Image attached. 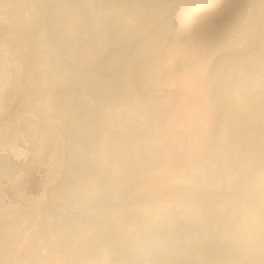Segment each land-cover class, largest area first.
<instances>
[{
	"label": "rangeland",
	"instance_id": "374dc122",
	"mask_svg": "<svg viewBox=\"0 0 264 264\" xmlns=\"http://www.w3.org/2000/svg\"><path fill=\"white\" fill-rule=\"evenodd\" d=\"M20 1L22 2L19 3ZM133 1L134 0H0V7H2L0 8V32L4 31L3 33H5L3 34V37L2 33H0V41L3 42L7 49V51H4V53L3 51L0 52V89H2L0 90V94L1 92H7L10 87L13 90H16H14L15 93L19 90L17 94L21 95L23 100L21 101L22 105L20 110H25V113H27L29 116L27 117L24 111H21L22 115L18 117L15 123L12 124L16 125L10 127L9 125H3L1 123V119H3L4 115L7 116L8 113L6 114L7 109L4 110L2 107L0 108V157L2 156L4 158L5 156L6 159L9 160V167L11 169H9L11 171L10 174H13L10 175L12 176L10 177L11 179L8 176V180L4 179V181H0L3 183H0V195L2 194L4 196L5 194L4 197H2V195L0 197V213H2L0 214V254H2L0 255V258L2 259L0 264H35L36 256L34 255L38 253L40 258H47L44 260L43 264H46V262L47 264H149V261L150 264L151 262H153L152 264H175V256L179 258V262L185 257L184 254L182 255L181 253L175 252V249L177 248L187 249L189 251L191 250L190 256L192 263H185L186 261L184 260L185 262L183 261V264H204L206 260L207 261L205 264H209L211 262L210 257L199 258L197 255L195 256L194 252L192 253L193 248L191 246V239L194 235H201V232L204 229V231L209 232V237L212 236L211 238H208L207 241H209V243H213L215 247H217V245L219 248L227 246L230 249L228 255L229 257H232V259L234 258L235 262L237 261L240 264H264V242H262L264 241V228H262L264 227L262 226L264 225V26H262L264 25V22H262V24L260 23L261 26L259 24L260 21H264V18H261V16H264V11L261 12V15V13L259 14L258 10H256L255 6L257 5V0ZM11 3H15L16 6ZM24 3L26 7H24ZM139 4L140 6H138ZM250 8L251 10L253 8V11L256 10L255 20H257L255 21V24L261 27L260 29H258L259 27L255 25V27H252L253 25H251V23L253 22L252 24H254V21L249 19L246 21L248 18L247 10ZM215 11L217 12L215 13ZM154 13L157 14L155 15ZM8 17L9 19H7ZM14 19L15 22L17 21L19 23V26L17 25V22H14ZM10 27H12V29L8 30ZM251 27L252 29H250ZM11 31L12 34L10 33ZM24 39L27 40L25 41ZM7 42L10 45H7ZM20 45L21 47H19ZM133 45L135 47H133ZM132 50L133 52L131 53ZM142 51L144 52V55ZM221 51L225 52L224 63L227 65L224 64L225 67L223 66L222 69L220 68L222 71L220 72L219 76L216 75L213 77L216 81L211 80L213 90L211 89L210 93L212 91L214 92L216 90L214 88L219 86L216 91L218 93L221 90V92L224 93L225 102L223 104L216 102L219 105L215 104L217 106H214V109L210 113L211 115L209 114L206 117V120L203 121L202 113L200 111H198L199 113L196 111L194 112L193 110H195V107L197 108L199 105V98H201L203 88L202 81H204L205 77V73L203 72H205L207 67L212 63L213 58L215 59L218 53ZM60 52L61 54H59ZM38 53L39 55H37ZM117 53L119 55L118 57ZM121 53L122 57L120 56ZM128 53H130L131 57H141L140 54L143 56L147 54L146 57L148 58V61H146V63L151 61L149 64L151 65V69L153 68L154 71L150 70V65L148 67V63L144 64V68L143 66L139 65L140 67L138 70V66L135 67V76L137 77L138 83H145V76L143 77V75H145L144 69L147 67L149 72L153 71V74H155L153 76L151 74L153 80L152 82L154 84L156 83L157 87L160 85L158 87L159 89L163 88L165 91L170 90L168 92L172 97L168 94L170 97H164L165 99L161 102L159 101L160 104L158 103V106L159 109L166 106L167 113L170 110L169 114L172 115L169 116L166 113L168 117H165V124L164 122L162 123L161 120L159 123L160 127H156L158 131H156V129H154L155 131H148L145 126H141L143 116L141 117L138 113L141 112L145 105L143 106V103L138 98L139 96H136L138 94L135 96L131 95L132 97L129 95L126 96V101L124 102L123 98L125 96L121 98V94L115 95L112 91H105V94L107 95L106 96L103 94L105 95V99L107 97L105 100L102 93L99 94L97 91H93L95 93V95H93L94 93L91 92V90H89V88L85 85L83 86V83L81 88L80 83L83 80V76H87L86 78L90 76L91 78L92 75L93 77L91 80L94 78L96 79V76L98 78L103 76V78H99V80H107V83L110 81V75L111 77L113 76L112 82L120 80L118 74H116V77L111 73L116 71L119 72L120 67L123 65L122 59L125 60V58H127V60L124 62L127 63L128 57L130 58ZM55 54L59 55L56 56ZM148 54H150V56ZM113 59L114 62H112ZM117 59L120 61H117ZM152 59H155L154 61L156 63ZM118 62H121L122 65ZM41 63L46 67H44ZM106 63L107 65H105V67L104 64ZM110 65L112 68L109 67L108 69L107 66ZM166 66H168V70L166 69ZM70 67L73 68L71 69ZM238 67L240 71L238 70ZM77 68L78 71L80 70L79 74ZM111 69H114L115 71H112ZM66 70L69 72L67 73ZM71 70H73V72ZM85 70H87V73H85ZM171 70L174 71L171 72ZM88 71L91 74H89ZM97 71L99 72L100 76L98 75ZM69 73L71 75L74 73L76 76H80L76 77L73 74L72 76L75 77L74 80V78ZM158 73H160V75ZM181 73L184 74L182 75ZM94 74H96V76ZM40 75H43V77ZM165 80L166 82H164ZM168 80L172 81L169 83ZM112 82L110 81V83ZM213 83H215V85ZM84 87H86L88 90L84 91ZM176 87H179L178 90ZM222 89L228 95H226ZM176 91H180V93H177ZM56 92H58L57 97L55 96ZM86 92L88 93L86 94ZM142 92L139 91L140 94ZM213 92L211 93L212 99L216 97L215 93ZM230 92L235 96L237 95L235 100L233 97L229 96L231 95ZM108 94H112L113 96ZM92 95L95 97L93 98ZM61 96L64 97V101L61 100L63 99ZM100 96H102L103 99L102 97L100 98ZM181 96L184 97L182 98ZM227 96H229V98ZM53 97H55L57 100H53L55 99ZM97 97L101 99L100 102L98 101L99 99ZM111 97H113V99L116 97L117 102L120 103V105L117 102L112 103V101H109L112 100ZM95 99L98 101L97 103ZM171 99L173 100L171 101ZM103 100L104 102H102ZM236 100L238 101L235 102ZM57 101H59L58 103L62 101V104H64L66 101V104L68 103V106L66 105L67 107L62 114L61 112L64 109H59L60 104L58 105ZM136 101H139L141 105ZM163 102L165 105L162 104ZM169 102L171 103V107L169 106ZM238 102L239 104H237ZM106 103L108 105L107 107L109 108H106ZM55 104H57L58 109L56 108ZM111 104H114L115 106L118 104L119 106L116 108L113 107L114 105L111 106ZM195 104L198 105L195 106ZM149 106L150 104H148L147 107ZM153 106L155 107V105ZM153 106H150L151 108H149L151 109V114H153L154 111H157L154 113L155 117L166 112L164 108L159 110L157 104L156 109L158 110L155 108L152 109ZM97 107L98 109L100 108L99 111H97ZM75 108L77 110H74ZM83 108H85V110L87 109L86 111L89 109L91 110L88 111L89 115H87L88 113H86ZM92 109L94 110L92 111ZM187 109L190 113H188ZM26 110L30 111V113L26 112ZM162 110L163 113H158V111ZM57 111L60 113L59 119L57 120H62L60 121L62 126L60 129L56 130L54 125L50 122L51 120H49L51 118L48 116H50L49 114L53 112L54 113L52 115H57ZM191 111L193 112V114L190 115L192 118L189 116ZM90 112H95L94 115L96 119L93 116V113L91 114ZM109 112L111 113L108 114ZM186 113H188V118L190 121L186 119ZM30 115L32 116V119L30 118ZM90 115H92L91 117L94 118L92 119ZM86 116L87 118H85ZM108 116L109 119L106 118ZM26 119H31V122L26 124ZM103 119L108 120L110 124ZM64 120L67 121L63 123ZM79 121L84 126H81ZM82 121H86V124H83ZM196 121H198V123ZM119 122L120 124H118ZM50 123L52 125H49ZM64 124H66V126ZM34 127L38 129L35 130ZM63 127L65 128L64 133ZM81 127L85 128L82 129ZM131 131L134 132L133 136L131 135L133 133ZM138 131H140L145 136L146 133L148 134L147 137L150 138L149 140L151 142H153L152 147L154 149L155 147L158 148L159 146L160 148L171 143L170 146L175 147L177 150V155L174 159L175 161L172 164H166L167 166H153L152 163L154 164L159 156L157 154L150 155L148 153L147 155L141 150L144 154L142 155L141 151L139 150L141 147L137 148L131 144L132 141H129L130 139L133 140L132 138ZM76 133L78 134L79 138L77 140H75V138L73 139L72 137V135L77 136ZM102 134L104 136H102ZM129 134L131 135V138L129 137ZM123 135L126 136L124 137ZM161 136L163 138L165 137L164 139L166 140L159 139ZM92 138H95V141ZM68 140H71V146L74 144L72 148L70 146V150L72 151L70 155H72L74 151L73 155L76 158L78 157L77 162L75 163H73L71 159H68L69 157L66 158L67 156L64 152L63 144H67L65 142ZM79 140L81 142H79ZM119 140L123 144H120ZM192 141L193 143H191ZM106 142L108 143L106 144ZM127 143H129L128 146ZM119 145L122 147H118ZM105 146H109L107 150L112 148L110 151H104L106 153L109 152L108 155L103 152V150L106 149ZM102 147L104 148L102 149ZM126 148H128V150ZM62 150L64 152L63 154H61ZM97 150H99V152ZM115 151L118 152L116 153ZM55 152H58L59 154H56ZM78 152H80V154ZM136 152H138V154ZM58 155H60L61 158L57 159L56 157H59ZM62 155H65V158ZM81 155L85 159L83 158L82 160V157L80 158ZM128 155L130 156V159ZM140 156H145L146 158H142ZM124 157L126 159L128 158L127 161H125ZM62 158H64V162ZM138 159H141V161L139 160L141 163L138 161ZM67 160L69 163L66 162ZM21 161L22 163H20ZM127 162L128 164H126ZM113 163L115 164L113 165ZM124 164H126L125 167L128 165L129 171L127 167H123ZM30 165L32 166L31 169L29 167ZM129 166L132 168H129ZM125 169H127V172ZM144 169L147 170L145 171ZM122 171L124 172L122 173ZM128 174H132V176H129ZM127 175L130 177V179ZM133 176L135 180L133 179ZM121 179L124 181H121ZM19 180H21V182ZM128 180H130L132 183ZM95 181L97 185H95ZM215 184H217L216 187ZM52 188L53 193L51 196V191L49 190H52ZM46 191L47 193L49 192L47 195H45ZM101 195L103 197H101ZM48 196L51 197L48 199ZM104 196H106L105 199ZM41 197L45 200V202H47L44 204L45 206H42V203L39 201ZM66 199H68V201ZM156 202L159 205H156ZM47 206L49 207L47 208ZM154 206L157 209L159 208L160 211L165 209L166 206L171 208V212L173 211L172 214H174L176 217V222L179 223L176 224L179 226H174L173 222L170 224L168 223L170 226H167L166 224V226H164L165 233L161 235L163 237L158 239V241H161L162 245L159 244L158 247H155L156 249L153 248L152 250H146L143 249L142 243L144 242L141 240V238L142 236L146 237L148 233L147 230L150 229V225L145 227L140 224L141 222H144V219L142 221L141 216H144L143 218L146 219L147 215L145 217V214H147L148 211H157ZM135 209H141L140 212L143 211V213H140L139 210L136 212ZM59 210H64L66 215L63 216L66 218V220H64L65 218L62 216L63 219H60H62L63 222H59L60 219L58 218V223L56 222L55 224L56 228H53L56 229V233L52 234L53 229L49 227V223H51L52 220H55V217H53L54 215L51 214H55L57 213L56 211ZM76 215L79 216V218H77ZM61 223L65 225L62 226ZM141 226L142 228H140ZM50 229L51 233H49ZM88 235L90 238L87 237ZM52 237L53 239L55 237L56 241H53ZM84 237H86V240H83ZM221 237H223L226 241H224ZM135 238L139 240H135ZM239 241L243 246H254L255 249L252 251L253 253L247 249V251H245V253H247L246 256L244 252L242 253L241 251L237 250L238 248L236 249L235 245H238ZM85 242L86 244L88 242L89 243L86 245ZM149 242L150 241H146L145 244H150L151 242ZM56 244L58 245V248L56 247ZM76 244L85 247L84 249L86 252L83 249L82 252H80V256L78 255L79 253H73L74 249L76 248ZM53 245L56 247V249H53ZM160 245L162 247H160ZM244 256L253 262H248L247 259L244 261ZM33 257L35 259H33ZM147 258L148 260H146ZM253 258H255V260ZM208 260H210V262Z\"/></svg>",
	"mask_w": 264,
	"mask_h": 264
},
{
	"label": "bare ground",
	"instance_id": "6f19581e",
	"mask_svg": "<svg viewBox=\"0 0 264 264\" xmlns=\"http://www.w3.org/2000/svg\"><path fill=\"white\" fill-rule=\"evenodd\" d=\"M10 1H12V0H10ZM14 1V0H13ZM19 1V0H18ZM25 1V0H24ZM38 1V0H37ZM107 1V0H106ZM109 1V0H108ZM123 1V0H122ZM126 1V0H125ZM135 1V0H134ZM133 1V2H134ZM22 1H20L19 3H21ZM112 2V1H111ZM111 2H109L110 4H112ZM130 2V1H129ZM137 2H138V0H137ZM143 2V1H142ZM148 2H149V0H148ZM2 3V2H1ZM46 3V2H45ZM44 3V4H45ZM118 3V2H117ZM146 3V2H145ZM165 3V2H164ZM11 4H14L15 5V3H11ZM35 4V3H34ZM61 4V3H60ZM120 4V3H119ZM129 4V3H128ZM132 4V3H131ZM153 4V3H152ZM203 4V3H202ZM243 4V3H242ZM256 10H258V12H259V14L262 12V11H264V0H257V2H256ZM13 5V6H14ZM18 5H20V4H18ZM135 5V4H134ZM226 5V4H225ZM13 6H12V8H13ZM16 6V5H15ZM21 6V5H20ZM31 6V5H30ZM57 6V5H56ZM138 6H140V4L138 5ZM138 6H137V8H138ZM145 6V5H144ZM149 6V5H148ZM218 6V5H217ZM24 7H26L25 6V3H24ZM58 7V6H57ZM143 7V6H142ZM141 7V8H142ZM205 7V6H204ZM253 7V6H252ZM0 8H2V7H0ZM127 8H128V6H127ZM126 8V9H127ZM136 8V7H135ZM145 8H148V7H145ZM154 8V7H153ZM249 8V7H248ZM29 9V8H28ZM61 9V8H60ZM113 9V8H112ZM163 9V8H162ZM213 9V8H212ZM15 10V9H14ZM19 10V9H18ZM35 10V9H34ZM124 10V9H123ZM256 10H254L253 11V8H252V10H251V8L250 9H248L247 10V20L246 21H248V19L249 20H252V21H254V24H252L251 23V25H253L252 27H255V26H257V24H255V21L257 20H255V18H256V16H255V13H256ZM1 11H3V10H1ZM13 11V10H12ZM139 11V10H138ZM153 11V10H152ZM107 12V11H106ZM161 12V11H160ZM217 11H215V13H216ZM10 13V12H9ZM12 13V12H11ZM15 13V12H14ZM99 13V12H98ZM130 13V12H129ZM143 13V12H142ZM146 13V12H145ZM211 13V12H210ZM2 14V13H1ZM13 14V13H12ZM155 14V13H154ZM157 14V13H156ZM155 14V15H156ZM173 14V13H172ZM15 15V14H14ZM150 15V14H149ZM148 15V16H149ZM205 15V14H204ZM258 15V14H257ZM261 15H262V13H261ZM8 16V15H7ZM19 16V15H18ZM18 16H16V17H18ZM27 16V15H26ZM140 16V15H139ZM215 16V15H214ZM9 17H10V15H9ZM9 17L7 18V19H9ZM15 17V18H16ZM33 17V16H32ZM35 17V16H34ZM147 17V16H146ZM239 17V16H238ZM241 17V16H240ZM260 17V16H259ZM24 18V17H23ZM258 18V17H257ZM261 18H264V16H261ZM31 19V18H30ZM33 19V18H32ZM35 19V18H34ZM42 19V18H41ZM68 19V18H67ZM129 19V18H128ZM158 19V18H157ZM213 19V18H212ZM239 19V18H238ZM5 20H6V18H5ZM18 20V19H17ZM155 20H156V18H155ZM260 20H262V19H260ZM13 21V20H12ZM21 21V20H20ZM146 21V20H145ZM147 21H148V19H147ZM194 21V20H193ZM3 22V21H2ZM11 22V21H10ZM14 22H15V19H14ZM14 22H12V23H14ZM17 22V21H16ZM15 22V23H16ZM26 22V21H25ZM28 22V21H27ZM38 22V21H37ZM200 22H201V20H200ZM239 22H240V20H239ZM262 22H264V21H260L259 22V24L261 23L262 24ZM9 23V22H8ZM23 23V22H22ZM148 23H149V21H148ZM166 23V22H165ZM179 23V22H178ZM199 23V22H198ZM257 23V22H256ZM4 24V23H3ZM19 23L17 22V25H18ZM21 24V23H20ZM27 24V23H26ZM25 24V25H26ZM64 24V23H63ZM68 24V23H67ZM203 24V23H202ZM250 24V23H249ZM261 24H260V26H261ZM151 25V24H150ZM163 25V24H162ZM162 25H160V26H162ZM255 25V26H254ZM12 26V25H11ZM14 26V25H13ZM19 26V25H18ZM17 26V27H18ZM159 26V25H158ZM262 26H264V25H262ZM7 27V26H6ZM166 27V26H165ZM252 27L250 28V29H252ZM257 27H259V26H257ZM42 28V27H41ZM44 28V27H43ZM94 28V27H93ZM106 28V27H105ZM146 28V27H145ZM155 28V27H154ZM261 27H259L258 29H260ZM10 29H12V27H10L8 30H10ZM90 29V28H89ZM102 29V28H101ZM148 29V28H147ZM163 29V28H162ZM200 29V28H199ZM248 29V28H247ZM254 29H256V28H254ZM26 30V29H25ZM158 30V29H157ZM156 30V31H157ZM98 31V30H97ZM217 31H218V29H217ZM222 31V30H221ZM232 31V30H231ZM238 31V30H237ZM247 31V30H246ZM253 31V30H252ZM4 31H2V32H0V33H2V37H3V34H5V33H3ZM63 32V31H62ZM67 32V31H66ZM90 32V31H89ZM88 32V33H89ZM253 32H255V31H253ZM7 33V32H6ZM11 34H12V31L10 32ZM64 33V32H63ZM222 33V32H221ZM86 34V33H85ZM90 34V33H89ZM106 34V33H105ZM162 34V33H161ZM171 34V33H170ZM224 34V33H223ZM231 34V33H230ZM259 34V33H258ZM62 35V34H61ZM87 35V34H86ZM173 35V34H172ZM85 36V35H84ZM97 36V35H96ZM106 36V35H105ZM110 36V35H109ZM181 36V35H180ZM220 36V35H219ZM222 36V35H221ZM0 37H1V34H0ZM27 37V36H26ZM38 37V36H37ZM215 37H216V35H215ZM226 37V36H225ZM240 37V36H239ZM118 38V37H117ZM155 38V37H154ZM159 38V37H158ZM238 38V37H237ZM8 39H10V38H8ZM19 39V38H18ZM169 39V38H168ZM4 40H5V38H4ZM14 40V39H13ZM25 40V39H24ZM27 40V39H26ZM25 40V41H26ZM41 40V39H40ZM86 40V39H85ZM88 40H89V38H88ZM155 40V39H154ZM158 40V39H157ZM177 40V39H176ZM225 40V39H224ZM42 41V40H41ZM44 41H46V40H44ZM71 41V40H70ZM80 41V40H79ZM171 41V40H170ZM9 42V41H8ZM7 42V45H10L9 43ZM11 42V41H10ZM21 42V41H20ZM24 42V41H23ZM67 42V41H66ZM86 42V41H85ZM88 42V41H87ZM92 42V41H91ZM228 42V41H227ZM246 42V41H245ZM146 43V42H145ZM158 43H159V41H158ZM170 43V42H169ZM21 44V43H20ZM27 44V43H26ZM30 44V43H29ZM41 44V43H40ZM139 44V43H138ZM197 44V43H196ZM236 44H238V43H236ZM243 44V43H242ZM249 44V43H248ZM12 45V44H11ZM25 45V44H24ZM23 45V46H24ZM28 45V44H27ZM44 45V44H43ZM144 45V44H143ZM173 45H174V42H173ZM244 45V44H243ZM49 46H51V45H49ZM122 46V45H121ZM149 46V45H148ZM157 46V45H156ZM156 46H154V47H156ZM163 46H165V45H163ZM176 46V45H175ZM174 46V47H175ZM218 46V45H217ZM9 47V46H8ZM19 47H21V45L19 46ZM44 47V46H43ZM48 47V46H47ZM52 47V46H51ZM101 47V46H100ZM133 47H135L134 45H133ZM173 47V48H174ZM247 47V46H246ZM24 48V47H23ZM122 48V47H121ZM144 48V47H143ZM148 48V47H147ZM157 48V47H156ZM177 48V47H176ZM185 48V47H184ZM203 48V47H202ZM216 48V47H215ZM219 48V47H218ZM68 49V48H67ZM135 49V48H134ZM151 49H152V47H151ZM196 49V48H195ZM224 49V48H223ZM119 50V49H118ZM125 50V49H124ZM131 50V49H130ZM137 50V49H136ZM144 50H146V49H144ZM177 50H179V49H177ZM1 51H3V53H4V51H7V49H6V47L4 46V44H3V42L2 41H0V52ZM27 51V50H26ZM126 51V50H125ZM164 51V50H163ZM171 51V50H170ZM190 51V50H189ZM206 51V50H205ZM244 51V50H243ZM106 52V51H105ZM104 52V53H105ZM133 52V50L131 51V53ZM135 52V51H134ZM137 52H138V50H137ZM143 52V51H142ZM165 52V51H164ZM92 53H94V52H92ZM125 53H127V52H125ZM158 53V52H157ZM253 53V52H252ZM59 54H61V52L59 53ZM59 54H55L56 56L57 55H59ZM65 54V53H64ZM129 55H130V53H128ZM150 54H152V53H150ZM150 54H148L149 56H150ZM171 54V53H170ZM174 54V53H173ZM251 54V53H250ZM37 55H39V53L37 54ZM53 55V54H52ZM70 55V54H69ZM122 55V53L120 54V56ZM133 55H134V53H133ZM136 55V54H135ZM139 55V54H138ZM143 55H144V52H143ZM142 54H140V56L141 57H137V56H135V57H131V55H130V58L128 57V61H127V63H124L125 62V60H127V58H125V60H123L122 59V61H123V65H122V61L121 62H118V63H120L121 65H122V67H120V69H119V72L118 71H116V72H118V73H116V72H112L111 74H114L115 76H116V74H118L119 75V77H120V80H116V81H114V82H112L113 81V76L111 77V75L109 76L110 77V81L112 82V83H110V81H109V83H107L105 80H99V78L96 76V74H94L95 76H96V79L94 80H91V78L93 77L92 75H91V78H90V76L88 77V78H86V77H82L83 78V80L82 81H84V82H82L81 81V88H82V83H83V86L85 85L86 87H88L89 88V90H91V92H93V91H97L99 94L100 93H102V95L103 94H105V91H112L115 95H117V94H121L122 95V97L121 98H123V96H125L123 99H124V102L126 101L125 99H126V96H131V95H133V96H135L136 94H138V95H136V96H139L138 98H139V100L143 103V109L141 110V112L140 113H138V114H140V116L142 117L143 116V120L141 121V126H145L146 128H147V130L149 131V130H152V131H155L154 129H156V127H160L159 126V123H160V121L162 120V123L164 122V124H165V121L164 120H166V118L165 117H168L167 115H172V114H169V112H170V110L168 111V113H167V110H166V106L165 107H162V108H164V110L166 111H164L165 113H163V110L162 111H158V113H160V112H162L163 114H164V116H163V114H159L160 116H163V117H160L158 114V116L160 117H158V116H156L155 117V112H157V111H154V113L153 114H151V107L150 106H153V105H155V107L153 106L152 107V109L153 108H157L156 107V104H157V106H158V103H159V101L161 102L162 100H164L165 98L164 97H167V96H169L170 94H169V92L168 91H170V90H168V91H165V90H163V88L162 89H159L158 87L160 86H158L157 87V85H156V83L154 84L152 81V77H151V74H152V76L153 75H155V74H153V68L151 69V65L148 63V67H149V65H150V70H153L152 72H149V70H148V68L146 67V69H144L145 71V75H143V77H144V81H145V83L143 84V82H141V83H138V80H137V77L135 76V67H137V70L139 69V67L140 66H143V68H144V64H147L146 63V61H148V58L146 57V55L147 54H145V56H143ZM175 55V54H174ZM232 55V54H231ZM31 56V55H30ZM41 56V55H40ZM44 56V55H43ZM119 55H118V53H117V57H118ZM124 56V55H123ZM126 56V55H125ZM156 56V55H155ZM160 56V55H159ZM216 56V55H215ZM227 56V55H226ZM229 56H230V54H229ZM14 57V56H13ZM52 57H54V56H52ZM116 57V58H117ZM122 57V56H121ZM146 57V58H145ZM171 57V56H170ZM175 57V56H174ZM187 57V56H186ZM228 57V56H227ZM236 57V56H235ZM234 57V58H235ZM241 57V56H240ZM243 57V56H242ZM250 57V56H249ZM61 58H62V56H61ZM79 58V57H78ZM90 58V57H89ZM152 58V57H151ZM154 58V57H153ZM156 58V57H155ZM169 58V57H168ZM176 58V57H175ZM191 58V57H190ZM224 58H225V52L224 51H221V52H219L218 53V55H217V57L214 59L213 58V61H212V63L207 67V69L205 70V72H203V73H205V77H204V81H202L203 82V88H202V94H201V98H199L200 100H199V105L197 106L196 104H195V106H197V108L195 107L194 109L195 110H193L194 112L196 111V112H198V111H200L201 113H202V117H203V121H205L206 120V117L212 112V110L214 109V106H217V105H215V104H223L224 102H225V95H224V93L223 92H221V90H220V88H219V92L217 93V88L219 87L218 85V87H213L214 89H216L213 93H215V96L217 97H215L214 99H212V92L210 93V90L212 89V85H211V80H214V76H216V75H220V72L222 71L221 69L223 68V66H224ZM229 58V57H228ZM29 59V58H28ZM81 59V58H80ZM119 59H121V58H119ZM184 59H185V57H184ZM243 59V58H242ZM248 59V58H247ZM54 60V59H53ZM153 61L155 60V59H152ZM183 60V59H182ZM235 60V59H234ZM7 61V60H6ZM26 61V60H25ZM39 61V60H38ZM79 61V60H78ZM82 61V60H81ZM88 61V60H87ZM106 61V60H105ZM117 61H120V60H118L117 59ZM117 61H116V63H117ZM160 61V60H159ZM210 61V60H209ZM233 61V60H232ZM109 62H110V60H109ZM109 62H108V64H109ZM112 62H114V59H113V61ZM155 62V61H154ZM178 62V61H177ZM235 62V61H234ZM238 62V61H237ZM249 62V61H248ZM248 62H246V63H248ZM45 63V62H44ZM63 63V62H62ZM62 63H59V64H62ZM80 63V62H79ZM84 63V62H83ZM153 63V62H152ZM156 63V62H155ZM168 63V62H167ZM174 63V62H173ZM207 63H209V62H207ZM231 63H233V62H231ZM236 63V62H235ZM240 63V62H239ZM42 64V63H41ZM58 64V63H57ZM86 64V63H85ZM110 64H111V62H110ZM40 65V64H39ZM43 66H44V64H42ZM41 65V66H42ZM68 65V64H67ZM105 65H107V63L106 64H104V66ZM117 65V64H116ZM115 65V66H116ZM140 65V66H139ZM154 65V64H153ZM160 65V64H159ZM206 65V64H205ZM220 65V66H219ZM225 65H227V64H225ZM231 65V64H230ZM236 65V64H235ZM239 65H241V64H239ZM243 65V64H242ZM36 66V65H35ZM38 66V65H37ZM64 66V65H63ZM63 66H61V67H63ZM71 66V65H70ZM165 66V65H164ZM174 66V65H173ZM204 66V65H203ZM202 66V67H203ZM234 66V65H233ZM44 67H46V66H44ZM57 67V66H56ZM76 67V66H75ZM74 67V68H75ZM106 67V66H105ZM108 67V69H109V67H111V65L110 66H107ZM118 67H119V65H118ZM153 67V66H152ZM155 67V66H154ZM161 67H162V65H161ZM167 67L168 66H166V69H167ZM206 67V66H205ZM225 67V66H224ZM227 67V66H226ZM231 67V66H230ZM237 67V66H236ZM246 67V66H245ZM245 67H244V69H245ZM249 67V66H248ZM255 67V66H254ZM258 67V66H257ZM256 67V68H257ZM262 67V66H261ZM59 68V67H58ZM65 68V67H64ZM71 69L73 68V67H70ZM112 68V67H111ZM221 68V69H220ZM57 69V68H56ZM63 69V68H62ZM102 69V68H101ZM115 69V68H114ZM113 69V70H114ZM173 69V68H172ZM233 69V68H232ZM235 69V68H234ZM243 69V70H244ZM42 70V69H41ZM61 70V69H60ZM69 70V69H68ZM68 70H66L67 71V73L69 72ZM74 70H76V69H74ZM88 70H89V68H88ZM100 70V69H99ZM112 70V69H111ZM112 70V71H113ZM116 70V69H115ZM114 70V71H115ZM118 70V69H117ZM168 70V69H167ZM192 70V69H191ZM238 70H239V67H238ZM63 71V70H62ZM72 72H73V70H71ZM77 71H78V68H77ZM80 71V70H79ZM79 71H78V74H79ZM84 71V70H83ZM87 70H85V73H87L86 72ZM96 71V70H95ZM159 71V70H158ZM172 71H174V70H171V72ZM177 71V70H176ZM190 71V70H189ZM240 71V70H239ZM242 71V70H241ZM248 71V70H247ZM34 72V71H33ZM65 72V71H64ZM82 72V71H81ZM80 72V73H81ZM89 72V71H88ZM94 72V71H93ZM92 72V73H93ZM98 72V71H97ZM138 72V71H137ZM163 72H165V71H163ZM170 72V71H169ZM180 72V71H179ZM236 72H237V70H236ZM61 73H63V72H61ZM102 73V72H101ZM200 73V72H199ZM230 73V72H229ZM35 74V73H34ZM59 74V73H58ZM64 74H66V73H64ZM63 74V75H64ZM70 74V73H69ZM69 74H67V75H69ZM74 74V73H73ZM72 74V75H73ZM82 74V73H81ZM84 74V73H83ZM89 74H91L90 72H89ZM159 75H160V73H158ZM167 74V73H166ZM165 74V75H166ZM176 74H178V73H176ZM182 75L184 74V73H181ZM38 75V74H37ZM60 75V74H59ZM62 75V76H63ZM71 75V74H70ZM71 75V76H72ZM98 75H99V72H98ZM173 75H175V74H173ZM179 75V74H178ZM195 75V74H194ZM193 75V76H194ZM223 75V74H222ZM225 75V74H224ZM40 76H42L43 77V75H40ZM61 76V77H62ZM74 76H76L75 74H74ZM80 76V75H79ZM79 76H76V77H79ZM100 76V75H99ZM158 76V75H157ZM177 76V75H176ZM192 76V75H191ZM199 76V75H198ZM8 77V76H7ZM68 77V76H67ZM73 77V76H72ZM108 77V78H109ZM117 77V76H116ZM116 77H114V78H116ZM119 77H118V79H119ZM142 77V78H143ZM174 77V76H173ZM173 77H172V80H173ZM197 77V76H196ZM10 78V77H9ZM16 78V77H15ZM54 78H55V76H54ZM63 78V77H62ZM65 78H66V76H65ZM69 78V77H68ZM74 78V80H75V77H73ZM82 78H80V79H82ZM90 78V79H89ZM101 78H103V76L101 77ZM100 78V79H101ZM108 78H106V79H108ZM170 78V77H169ZM177 78V77H176ZM179 78V77H178ZM213 78V79H212ZM222 78H224V77H222ZM238 78V77H237ZM17 79V78H16ZM30 79V78H29ZM79 79V78H78ZM112 79V80H111ZM117 79V78H116ZM155 79V78H154ZM171 79V78H170ZM195 79V78H194ZM9 80V79H8ZM46 80V79H45ZM44 80V81H45ZM66 80V79H65ZM157 80V79H156ZM171 80V81H172ZM175 80V79H174ZM192 80V79H191ZM202 80V79H201ZM228 80V79H227ZM239 80V79H238ZM6 81V80H5ZM18 81V80H17ZM51 81V80H50ZM76 81H77V79H76ZM79 81V80H78ZM141 81H143V80H141ZM169 81V80H168ZM171 81H169V83L171 82ZM185 81H187V80H185ZM184 81V82H185ZM214 81H216V80H214ZM230 81V80H229ZM235 81V80H234ZM237 81V80H236ZM4 82V81H3ZM7 82V81H6ZM21 82V81H20ZM66 82V81H65ZM72 82H74V81H72ZM164 82H166V80L164 81ZM12 83V82H11ZM79 83V82H78ZM77 83V84H78ZM179 83V82H178ZM191 83V82H190ZM240 83V82H239ZM7 84V83H6ZM5 84V85H6ZM74 84V83H73ZM76 84V85H77ZM79 84V85H80ZM214 85H215V83H213ZM218 84V83H217ZM220 84V83H219ZM4 85V86H5ZM9 85V84H8ZM56 85V84H55ZM70 85H72V84H70ZM170 85V84H169ZM172 85V84H171ZM174 85V84H173ZM192 85V84H191ZM234 85V84H233ZM78 86V85H77ZM76 86V87H77ZM86 87H84L83 89H84V91L85 90H88V89H86ZM164 87V86H163ZM166 87V86H165ZM225 87V86H224ZM223 87V88H224ZM4 88H7V87H4ZM3 88V89H4ZM8 88H9V86H8ZM20 88V87H19ZM66 88V87H65ZM72 88V87H71ZM140 88V89H139ZM177 88V87H176ZM179 88V87H178ZM178 88H177V90H178ZM195 88H196V86H195ZM230 88V87H229ZM232 88V87H231ZM139 89V90H138ZM232 89H234V88H232ZM0 90H2V89H0ZM6 90V89H5ZM4 90V91H5ZM15 90V89H14ZM14 90L10 87L9 88V90L7 91V92H5V93H2L1 92V94H0V108L2 107V109H4V110H6L7 109V112H6V114H7V116H8V118H7V116L6 115H4V117H3V119H1V123L4 125V124H6V125H9L10 127H12V126H15V125H12L13 123H15L16 121H17V119H18V117H20L21 115H22V113H21V111H22V109L20 110V108H21V101H23L22 100V96L21 95H18L17 93H18V91L15 93L14 92ZM28 90V89H27ZM72 90V89H71ZM189 90H190V88H189ZM213 90V89H212ZM236 90V89H235ZM3 91V92H4ZM16 91V90H15ZM39 91V90H38ZM139 91L140 92H142L141 94L139 93ZM173 91V90H172ZM192 91V90H191ZM222 91H224L223 89H222ZM227 91V90H226ZM34 92H36V91H34ZM90 92V93H91ZM177 92V91H176ZM189 92V91H188ZM199 92V91H198ZM225 92V91H224ZM233 92V91H232ZM238 92V91H237ZM40 93V92H39ZM50 93V92H49ZM61 93V92H60ZM88 92H86V94H87ZM94 93V92H93ZM173 93V92H172ZM177 93H180V91H178ZM196 93V92H195ZM216 93H217V95H216ZM223 93V94H222ZM231 93V92H230ZM234 93V92H233ZM233 93H231V95H229L230 97H233V99L235 100V97L237 96H235ZM58 94V92H56V97L58 96L57 95ZM169 94V95H168ZM192 94H193V92H192ZM198 94V93H197ZM225 94L226 95H228L226 92H225ZM59 95H61V94H59ZM73 95V94H72ZM77 95V94H76ZM89 95V94H88ZM93 95H95V93L93 94ZM93 95H92V97H93ZM106 95V94H105ZM105 95H103L104 96V99H105ZM108 95H112V94H108ZM120 95V96H121ZM185 95V94H184ZM78 96V95H77ZM97 96V95H96ZM107 96V95H106ZM113 96V95H112ZM171 96V95H170ZM169 96V97H170ZM189 96V95H188ZM195 96V95H194ZM229 96H227L228 98H229ZM25 97V96H24ZM28 97V96H27ZM45 97V96H44ZM47 97V96H46ZM61 97H63V96H61ZM79 97V96H78ZM95 97V96H94ZM93 97V98H94ZM102 96H100V98H101ZM132 97V96H131ZM169 97H167V98H169ZM172 97V96H171ZM175 97V96H174ZM180 97V96H179ZM182 98L184 97V96H181ZM191 97H193V96H191ZM197 97V96H196ZM195 97V98H196ZM53 98H55V97H53ZM60 98V97H59ZM87 98V97H86ZM98 99H99V97H97ZM67 99V98H66ZM65 99V100H66ZM89 99V98H88ZM88 99H86V100H88ZM102 99H103V97H102ZM106 99H107V97H106ZM105 99V100H106ZM111 99L112 100H109V101H112V103L113 102H117V99H116V97H114V99H113V97H111ZM122 99V100H123ZM127 99H128V97H127ZM133 99V98H132ZM181 99V98H180ZM186 99V98H185ZM189 99V98H188ZM237 99V98H236ZM26 100V99H25ZM41 100V99H40ZM45 100V99H44ZM53 100H57L56 98L55 99H53ZM61 100H63L64 101V97H63V99H61ZM94 100V99H93ZM100 100L101 99H99L98 101L100 102ZM116 100V101H115ZM170 100V99H169ZM173 99H171V101H172ZM182 100V99H181ZM180 100V101H181ZM216 100V101H215ZM30 101V100H29ZM59 101H60V99H59ZM59 101H57V104L60 106L59 107V109H61L62 110V108L64 109V110H62V112H61V114L63 113V111H65V108L68 106V103L66 104V102L64 103V104H62L61 102L60 103H58ZM77 101V100H76ZM89 101V100H88ZM95 101H96V103L98 102L96 99H95ZM119 101H120V99H119ZM183 101V100H182ZM181 101V102H182ZM188 101V100H187ZM191 101V100H190ZM192 101H194V100H192ZM230 101V100H229ZM231 101H232V99H231ZM238 100H236L235 102H237ZM40 102H43V101H40ZM54 102V101H53ZM102 102H104V100L102 101ZM107 102V101H106ZM123 102V101H122ZM137 103L139 102V101H136ZM168 102V101H167ZM216 102H218V103H216ZM233 102V101H232ZM23 103V102H22ZM50 103V102H49ZM96 103H95V105H96ZM108 103V102H107ZM107 103H106V108H109V107H107L108 105H107ZM118 103V102H117ZM231 103V102H230ZM44 104V103H43ZM57 104H55L56 105V108L58 109V107H57ZM81 104V103H80ZM119 105H120V103H118ZM117 104V106H115L114 104H111V106L112 105H114L113 107H118L119 105ZM139 104H140V102H139ZM148 104H150V108L149 107H147L148 106ZM160 104V103H159ZM162 104H164V102L162 103ZM170 102H169V106H170ZM186 104H188V103H186ZM191 104V103H190ZM218 104V105H219ZM234 104V103H233ZM237 104H239V102L237 103ZM51 105V104H50ZM54 105V104H53ZM63 105V106H62ZM67 105V106H66ZM83 105V104H82ZM85 105H86V103H85ZM122 105H123V103H122ZM141 105V104H140ZM165 105V104H164ZM228 105V104H227ZM235 105H236V103H235ZM234 105V106H235ZM41 106V105H40ZM43 106V105H42ZM78 106V105H77ZM92 106V105H91ZM97 106V105H96ZM102 106V105H101ZM168 106V107H169ZM224 106V105H223ZM233 106V107H234ZM22 107H24V106H22ZM76 107V106H75ZM98 107H99V105H98ZM98 107H97V111H99V109H98ZM171 107V106H170ZM190 107V106H189ZM86 108V107H85ZM85 108H83L84 110H85ZM103 108H104V106H103ZM111 108V107H110ZM162 108H160L159 109V106H158V109L159 110H161ZM175 108V107H174ZM193 108V107H192ZM1 109V110H2ZM82 109V110H83ZM94 109H96V108H94ZM94 109H92V111L94 110ZM113 109V108H112ZM122 109V108H121ZM158 109H156V110H158ZM171 109V108H170ZM185 109V108H184ZM189 109V108H188ZM188 109H187V111H188ZM224 109V108H223ZM229 109V108H228ZM239 109V108H238ZM3 110V111H4ZM74 110H77L76 108L74 109ZM81 110V111H82ZM83 110V111H84ZM87 110V109H86ZM85 110V111H86ZM90 110V109H89ZM88 110V111H89ZM111 110V109H110ZM118 110V109H117ZM139 110H140V108H139ZM172 110V109H171ZM217 110V109H216ZM219 110V109H218ZM246 110V109H245ZM24 111V113H25V110H23ZM22 111V112H23ZM59 111V110H58ZM58 111H57V115H52L53 113H50L49 115L50 116H48V117H50L51 119H49V120H51L50 122L54 125V127L56 128V130L57 129H60V127L62 126L61 124V122L60 121H62V120H57V119H59V114L60 113H58ZM88 111H86V113H88L87 115H89V112ZM91 111V110H90ZM106 111V110H105ZM113 111V110H112ZM120 111V110H119ZM189 111H190V109H189ZM188 111V113H190ZM2 112V111H1ZM20 112V113H19ZM26 112H28V113H30V111H28V110H26ZM74 112H76V111H74ZM96 112V111H95ZM95 112L93 113V116L95 117ZM115 112V111H114ZM153 112V111H152ZM179 112V111H178ZM214 112V111H213ZM237 112V111H236ZM83 113V112H82ZM91 113V112H90ZM91 113V114H92ZM100 113V112H99ZM103 113V112H102ZM111 112H109L108 114H110ZM117 113V112H116ZM120 113V112H119ZM127 113V112H126ZM166 113H167V115H166ZM188 113H186L185 115V117H186V119H188L189 121H190V119L188 118ZM199 113V112H198ZM197 113V114H198ZM246 113V112H245ZM84 114H85V112H84ZM98 114V113H97ZM193 114V112L191 111V114H189V116L190 115H192ZM194 114H196V113H194ZM244 114V113H243ZM25 115H27V113H25ZM44 115V114H43ZM51 115H52V117H51ZM125 115V114H124ZM211 115V114H210ZM1 116H2V114H1ZM6 116V117H5ZM31 116V115H30ZM45 116V115H44ZM61 116V115H60ZM92 115H90V117H91ZM100 116V115H99ZM98 116V117H99ZM106 116V115H105ZM112 116V115H111ZM117 116V115H116ZM199 116V115H198ZM213 116V115H212ZM27 117H29L28 115H27ZM62 117V116H61ZM65 117V116H64ZM93 117V118H94ZM97 117V118H98ZM113 117V116H112ZM128 117V116H127ZM226 117V116H225ZM31 119H32V116L30 117ZM85 118H87V116L85 117ZM92 118V117H91ZM91 118H89V119H91ZM92 118V119H93ZM102 118H104V117H102ZM107 119H109V116L108 117H106ZM115 118V117H114ZM178 118H179V116H178ZM190 118H192V116H190ZM209 118V117H208ZM227 118V117H226ZM23 119V118H22ZM30 119V120H31ZM91 119V120H92ZM95 119H96V117H95ZM129 119V118H128ZM132 119V118H131ZM198 119V118H197ZM196 119V120H197ZM209 119H211V118H209ZM234 119V118H233ZM252 119V118H251ZM29 119H26V121L27 122H25L26 124H28V123H30L31 121H30ZM101 120V119H100ZM103 120H106V119H103ZM176 120V119H175ZM200 120V119H199ZM65 121H67V120H64L63 121V123L65 122ZM80 121H81V119H80ZM79 121V122H80ZM114 121V120H113ZM126 121V120H125ZM183 121V120H182ZM207 121H209V120H207ZM33 122H35V121H33ZM49 122V121H48ZM86 121H82V123L84 124ZM88 122V121H87ZM94 122H95V120H94ZM100 122H102V121H100ZM106 122H108V120H106ZM106 122H104V123H106ZM129 122V121H128ZM178 122V121H177ZM197 123H198V121H196ZM209 122H211V121H209ZM238 122V121H237ZM251 122V121H250ZM49 124V125H52V124ZM90 123V122H89ZM109 123V122H108ZM114 123V122H113ZM115 123H116V121H115ZM176 123V122H175ZM21 124V123H20ZM32 124V123H31ZM67 124V123H66ZM66 124H64L65 126H66ZM80 124H81V122H80ZM86 124V123H85ZM110 124V123H109ZM117 124V123H116ZM115 124V125H116ZM118 124H120V122L118 123ZM169 124V123H168ZM172 124V123H171ZM194 124H196V123H194ZM201 124V123H200ZM213 124V123H212ZM219 124H220V122H219ZM25 125V124H24ZM32 125H34V124H32ZM77 125H78V123H77ZM93 125V124H92ZM99 125V124H98ZM114 125V124H113ZM178 125V124H177ZM185 125V124H184ZM198 125V124H197ZM9 126H6V127H9ZM81 126H84V125H82L81 124ZM87 126V125H86ZM140 126V127H141ZM208 126V125H207ZM257 126V125H256ZM33 127V126H32ZM75 127V126H74ZM89 127V126H88ZM176 127V126H175ZM181 127V126H180ZM195 127H196V125H195ZM204 127V126H203ZM230 127V126H229ZM15 128V127H14ZM64 128V127H63ZM67 128H68V126H67ZM71 128H72V126H71ZM82 128V127H81ZM83 128H85V127H83ZM82 128V129H83ZM96 128V127H95ZM100 128V127H99ZM117 128V127H116ZM170 128V127H169ZM6 129V128H5ZM8 129V128H7ZM12 129V128H11ZM21 129V128H20ZM28 129V128H27ZM34 129L36 130V129H38V128H35L34 127ZM89 129H90V127H89ZM89 129H87V130H89ZM97 129V128H96ZM210 129V128H209ZM1 130V129H0ZM22 130V129H21ZM33 130V129H32ZM34 130V131H35ZM42 130V129H41ZM46 130V129H45ZM44 130V131H45ZM64 130H65V128L63 129V133H64ZM93 130H94V128H93ZM99 130V129H98ZM206 130V129H205ZM25 131V130H24ZM33 131V132H34ZM40 131V130H39ZM47 131V130H46ZM45 131V132H46ZM107 131V130H106ZM120 131H122V130H120ZM133 131H135V130H133ZM133 131H131V132H133ZM156 131H158L157 129H156ZM168 131V130H167ZM169 131H170V129H169ZM29 132V131H28ZM33 132H32V134H33ZM48 132V131H47ZM95 132H96V130H95ZM116 132V131H115ZM188 132V131H187ZM199 132V131H198ZM208 132V131H207ZM237 132V131H236ZM252 132V131H251ZM2 133V132H1ZM36 133V132H35ZM78 133V132H77ZM76 133V134H77ZM80 133V132H79ZM90 133H91V131H90ZM101 133V132H100ZM118 133V132H117ZM129 133V132H128ZM158 133V132H157ZM250 133V132H249ZM39 134H40V132H39ZM69 134H70V132H69ZM126 134V133H125ZM133 134H134V132L131 134L132 136H133ZM164 134H167V133H164ZM188 134H189V132H188ZM212 134V133H211ZM12 135V134H11ZM19 135V134H18ZM17 135V136H18ZM68 135V134H67ZM95 135V134H94ZM114 135H115V133H114ZM130 135V134H129ZM131 135L129 136L130 138H131ZM158 135V134H157ZM162 135V134H161ZM177 135V134H176ZM190 135V134H189ZM23 136V135H22ZM27 136H29V135H27ZM64 136H65V134H64ZM81 136V135H80ZM89 136H90V134H89ZM100 136V135H99ZM102 136H104L103 134H102ZM122 136V135H121ZM124 136V135H123ZM126 136V135H125ZM124 136V137H125ZM148 136V134L146 133V136L144 135V134H142L140 131H138L137 133H135V135H134V137L132 138L133 140H131L130 138V142H131V144L132 145H134L135 147H137V148H139V147H141L139 150L141 151H143V153H148V154H157L158 156V158L156 159L157 161L153 164L152 163V165L154 166H158V165H166V164H172L175 160V156L177 155V150H176V148L175 147H172V146H170V144H167V145H165L164 147H160L159 148V146H158V148H156L155 147V149L152 147L153 145H152V143L153 142H151L149 139L150 138H148L147 137ZM162 136H164V135H162ZM161 136V137H162ZM197 136H198V134H197ZM201 136V135H200ZM224 136H226V135H224ZM30 137V136H29ZM72 137H73V139L75 138V140H77V139H79L78 138V134H77V136L76 135H72ZM96 137V136H95ZM112 137V136H111ZM110 137V138H111ZM161 137H159V139H164L163 137L161 138ZM178 137V136H177ZM25 138V137H24ZM37 138H38V136H37ZM50 138V137H49ZM57 138V137H56ZM88 138V137H87ZM86 138V139H87ZM98 138V137H97ZM103 138V137H102ZM123 138V137H122ZM148 138V139H147ZM155 138H157V137H155ZM166 138H167V136H166ZM191 138V137H190ZM201 138V137H200ZM199 138V139H200ZM211 138V137H210ZM51 139V138H50ZM66 139V138H65ZM93 139V138H92ZM95 139V138H94ZM93 139V140H94ZM101 139V138H100ZM116 139V138H115ZM121 139V138H120ZM152 139V138H151ZM153 139H154V137H153ZM203 139V138H202ZM216 139V138H215ZM43 140V139H42ZM63 140V139H62ZM124 140H126V139H124ZM164 140H166V139H164ZM190 140V139H189ZM192 140V139H191ZM208 140V139H207ZM17 141V140H16ZM65 141V140H64ZM95 141V140H94ZM120 141V140H119ZM118 141V142H119ZM123 141V140H122ZM129 141H127V142H129ZM75 142V141H74ZM79 142H81L80 140H79ZM116 142V141H115ZM114 142V143H115ZM124 142V141H123ZM126 142V141H125ZM166 142V141H165ZM22 143V142H21ZM55 143V142H54ZM60 143H62V142H60ZM64 143V142H63ZM65 143H67V144H63L64 145V152H65V154H66V158H68V159H71L72 161H73V163H75V162H77V158L73 155V153H74V151H73V153H72V155H70L71 154V150H70V143H71V140H68L67 142H65ZM72 143H73V141H72ZM78 143V142H77ZM77 143H75V144H77ZM88 143V142H87ZM94 143H96V142H94ZM104 143V142H103ZM108 142H106V144H107ZM120 144H123L121 141L119 142ZM191 143H193V141L191 142ZM197 143V142H196ZM51 144V143H50ZM85 144V143H84ZM105 144V143H104ZM159 144V143H158ZM163 144V143H162ZM219 144V143H218ZM38 145V144H37ZM54 145V144H53ZM56 145V144H55ZM74 145V144H73ZM72 145V146H73ZM78 145V144H77ZM96 145H98V144H96ZM113 145H115V144H113ZM129 145V143H127V146ZM156 145V144H155ZM164 145V144H163ZM162 145V146H163ZM192 145H194V144H192ZM191 145V146H192ZM35 146V145H34ZM72 146H71V148H72ZM89 146V145H88ZM111 146V145H110ZM121 145H119L118 147H120ZM123 146H125V145H123ZM133 146V147H134ZM196 146V145H195ZM194 146V147H195ZM53 147V146H52ZM77 147H79V146H77ZM76 147V148H77ZM86 147V146H85ZM106 147V146H105ZM109 146H107L106 147V149H104L103 150V152L105 151V150H107V148H108ZM122 147V146H121ZM120 147V148H121ZM199 147V146H198ZM203 147H204V145H203ZM7 148V147H6ZM83 148V147H82ZM94 148H95V146H94ZM104 147H102V149H103ZM117 148V147H116ZM115 148V149H116ZM38 149V148H37ZM51 149V148H50ZM54 149V148H53ZM92 149H93V147H92ZM92 149H91V152H92ZM97 149V148H96ZM112 149V148H111ZM111 149H109V150H107V151H110ZM118 149V148H117ZM127 150H128V148H126ZM136 149V148H135ZM134 149V150H135ZM220 149V148H219ZM59 150V149H58ZM94 150V149H93ZM133 150V149H132ZM27 151V150H26ZM43 151V150H42ZM77 151V150H76ZM88 151H90V150H88ZM98 152H99V150H97ZM101 151V150H100ZM113 151V150H112ZM137 151V150H136ZM140 151H138V152H140ZM142 151H141V153H142ZM63 152V150H62V153L61 154H63L64 153ZM86 152V151H85ZM116 152V151H115ZM115 152H114V154H115ZM118 152V151H117ZM116 152V153H117ZM128 152V151H127ZM131 152H133V151H131ZM130 152V153H131ZM138 152H136L137 154H138ZM23 153V152H22ZM30 153V152H29ZM50 153V152H49ZM56 154L58 153V152H55ZM79 154H80V152H78ZM104 153H106V152H104ZM109 153V152H108ZM108 153H106L107 155H108ZM120 153V152H119ZM130 153H128V154H130ZM140 153V154H141ZM142 153V155H144ZM33 154V153H32ZM39 154V153H38ZM59 154V153H58ZM75 154H76V152H75ZM78 154V155H79ZM101 154V153H100ZM106 154H104V155H106ZM134 154H135V152H134ZM147 154V155H148ZM1 155V154H0ZM44 155V154H43ZM42 155V156H43ZM53 155V154H52ZM77 155V154H76ZM87 155V154H86ZM106 155V156H107ZM110 155V154H109ZM116 155H119V154H116ZM133 155V154H132ZM146 155V156H147ZM251 155V154H250ZM261 155V154H260ZM59 157H56L57 159H59V158H61V156L60 155H58ZM62 156H64V158H65V155H62ZM102 156H103V154H102ZM124 156V155H123ZM129 156V155H128ZM128 156H126V157H128ZM156 156V155H155ZM52 157V156H51ZM82 157V155L80 156V158ZM94 157V156H93ZM101 157V156H100ZM117 157V156H116ZM140 157H142V158H144L145 156H140ZM139 157V158H140ZM151 157V156H150ZM227 157V156H226ZM225 157V158H226ZM236 157V156H235ZM256 157H257V155H256ZM22 158V157H21ZM55 158V159H56ZM64 158H62L63 159V162H64ZM83 158L84 157H82V160H83ZM110 158V157H109ZM125 158V157H124ZM141 158V159H142ZM146 158V157H145ZM242 158V157H241ZM52 159V158H51ZM85 159V158H84ZM121 159H122V157H121ZM128 159V158H127ZM127 159L125 158V161H127ZM129 159H130V156H129ZM141 159H138V161L140 160L141 161ZM237 159V158H236ZM18 160V159H17ZM21 160V159H20ZM19 160V161H20ZM34 160H36V159H34ZM61 160V159H60ZM79 160H81V159H79ZM120 160V159H119ZM145 160V159H144ZM153 160V159H152ZM155 160V159H154ZM30 161V160H29ZM124 161V160H123ZM130 161V160H129ZM128 161V162H129ZM134 161V160H133ZM137 161V162H138ZM139 161V162H140ZM60 162V161H59ZM66 162H68L69 163V161L67 160ZM83 162V161H82ZM94 162V161H93ZM96 162V161H95ZM120 162V161H119ZM128 162L126 163V164H128ZM149 162V161H148ZM154 162V161H153ZM200 162H201V160H200ZM239 162V161H238ZM20 163H22V161L20 162ZM87 163V162H86ZM89 163V162H88ZM100 163V162H99ZM117 163V162H116ZM123 163H125V162H123ZM141 163V162H140ZM115 163H113V165H114ZM118 164V163H117ZM116 164V165H117ZM126 164H124V168H126L127 167V169H128V165L125 167V165ZM232 164V163H231ZM33 165V164H32ZM121 165V164H120ZM123 165V164H122ZM139 165V164H138ZM202 165V164H201ZM16 166V165H15ZM14 166V167H15ZM22 166V165H21ZM49 166V165H48ZM67 166H69V165H67ZM93 166V165H92ZM98 166V165H97ZM119 166V165H118ZM167 166V165H166ZM30 167V169L32 168V166L30 165L29 166ZM89 167V166H88ZM152 167V166H151ZM150 167V168H151ZM164 167V166H163ZM94 168V167H93ZM99 168V167H98ZM121 168H122V166H121ZM129 168H132V167H130L129 166ZM206 168V167H205ZM239 168H240V166H239ZM10 169V167H9V160H7L6 159V157L4 156V158L1 156L0 157V181H4V179H7L8 178V176H9V178L10 177H12V176H10V175H13V174H10L11 173V169ZM68 169V168H67ZM84 169V168H83ZM127 169H125L126 170V172H127ZM141 169V168H140ZM197 169V168H196ZM93 170V169H92ZM120 170V169H119ZM124 170V171H125ZM145 170V169H144ZM147 170V169H146ZM145 170V171H146ZM83 171V170H82ZM85 171V170H84ZM99 171V170H98ZM124 171H122V173L124 172ZM128 171H129V169H128ZM130 171H131V169H130ZM195 171V170H194ZM65 172V171H64ZM74 172V171H73ZM95 172V171H94ZM138 172V171H137ZM179 172V171H178ZM198 172V171H197ZM208 172V171H207ZM30 173V172H29ZM77 173V172H76ZM81 173V172H80ZM86 173V172H85ZM90 173H92V172H90ZM98 173V172H97ZM102 173V172H101ZM129 173V172H128ZM130 173H132V172H130ZM152 173V172H151ZM196 173V172H195ZM251 173H253V172H251ZM23 174V173H22ZM21 174V175H22ZM62 174V173H61ZM60 174V175H61ZM65 174V173H64ZM100 174V173H99ZM247 174V173H246ZM29 175V174H28ZM33 175V174H32ZM41 175V174H40ZM59 175V176H60ZM129 176L131 175L132 176V174H128ZM127 175V176H128ZM201 175V174H200ZM208 175V174H207ZM213 175V174H212ZM27 176V175H26ZM43 176V175H42ZM65 176V175H64ZM101 176V175H100ZM128 176V177H129ZM229 176V175H228ZM227 176V177H228ZM25 177V176H24ZM75 177V176H74ZM107 177V176H106ZM138 177H139V175H138ZM137 177V178H138ZM142 177V176H141ZM58 178V177H57ZM103 178V177H102ZM110 178V177H109ZM132 178V177H131ZM143 178V177H142ZM181 178V177H180ZM187 178V177H186ZM11 179V178H10ZM33 179V178H32ZM32 179H31V181H32ZM100 179V178H99ZM107 179V178H106ZM129 179H130V177H129ZM133 179L135 180V178H134V176H133ZM219 179V178H218ZM8 180V179H7ZM15 180V179H14ZM36 180V179H35ZM95 180V179H94ZM104 180V179H103ZM139 180V179H138ZM241 180V179H240ZM20 182H21V180H19ZM33 181H34V179H33ZM47 181V180H46ZM102 181V180H101ZM106 181V180H105ZM116 181V180H115ZM121 181H124V180H122L121 179ZM128 181H130V180H128ZM131 181H132V179H131ZM130 181V182H131ZM185 181V180H184ZM208 181V180H207ZM251 181V180H250ZM78 182V181H77ZM0 183H2V182H0ZM33 183V182H32ZM46 183V182H45ZM119 183V182H118ZM129 183V182H128ZM132 183V182H131ZM130 183V184H131ZM178 183H179V181H178ZM187 183V182H186ZM189 183V182H188ZM205 183V182H204ZM225 183H226V181H225ZM231 183V182H230ZM3 184V183H2ZM11 184V183H10ZM31 184V183H30ZM44 184V183H43ZM104 184L106 185V183L104 182ZM123 184V183H122ZM45 185V184H44ZM95 185H97L96 184V181H95ZM191 185V184H190ZM193 185V184H192ZM208 185H209V183H208ZM216 185L217 184H215V187H216ZM219 185V184H218ZM28 186V185H27ZM42 186V185H41ZM206 186V185H205ZM101 187H102V185H101ZM252 187V186H251ZM19 188V187H18ZM63 188V187H62ZM75 188V187H74ZM99 188V187H98ZM212 188V187H211ZM17 189V188H16ZM44 189V188H43ZM49 189H50V187H49ZM100 189V188H99ZM216 189V188H215ZM219 189V188H218ZM13 190V189H12ZM23 190V189H22ZM57 190V189H56ZM81 190V189H80ZM84 190V189H83ZM48 191V190H47ZM47 191H46V194L45 195H47L48 193H47ZM49 191H51L50 193H51V196H52V193H53V188H52V190H49ZM13 192V191H12ZM18 193V192H17ZM16 193V194H17ZM89 193V192H88ZM14 194V193H13ZM20 194V193H19ZM25 194V193H24ZM82 194V193H81ZM93 194V193H92ZM94 194H96V193H94ZM102 194V193H101ZM234 194V193H233ZM2 195V194H1ZM1 195H0V197H1ZM28 195H30V194H28ZM50 195V194H49ZM66 195V194H65ZM80 195V194H79ZM4 196H5V194H4ZM3 195H2V197H4ZM31 196V195H30ZM51 196H48V199H49V197H51ZM89 196V195H88ZM43 197V196H42ZM42 197L39 199V201L42 203L41 205L43 206L44 204H46L47 202H45V200L44 199H42ZM101 197H103L102 195H101ZM105 197L106 196H104V199H105ZM116 197V196H115ZM226 197V196H225ZM61 198V197H60ZM89 198V197H88ZM97 198V197H96ZM228 198V197H227ZM38 199V198H37ZM85 199V198H84ZM101 199V198H100ZM213 199V198H212ZM35 200V199H34ZM67 201H68V199H66ZM88 200V199H87ZM93 200V199H92ZM91 200V201H92ZM238 200V199H237ZM64 201V200H63ZM66 201V202H67ZM72 201V200H71ZM70 202V201H69ZM94 202H96V201H94ZM186 202V201H185ZM190 202V201H189ZM72 203V202H71ZM87 203V202H86ZM157 203V202H156ZM232 203V202H231ZM14 204V203H13ZM16 204V203H15ZM83 204V203H82ZM161 204V203H160ZM61 205V204H60ZM67 205V204H66ZM71 205V204H70ZM87 205V204H86ZM152 205V204H151ZM154 205V204H153ZM156 205H159L158 203L156 204ZM164 205V204H163ZM45 206V205H44ZM49 206H50V204H49ZM49 206H47V208L49 207ZM63 206V205H62ZM82 206V205H81ZM162 206V205H161ZM161 206H158V207H161ZM173 206V205H172ZM253 206V205H252ZM84 207V206H83ZM155 207V206H154ZM30 208V207H29ZM43 208V207H42ZM65 208V207H64ZM137 208V207H136ZM139 208V207H138ZM163 208V207H162ZM162 208H160V209H162ZM24 209V208H23ZM68 209V208H67ZM155 209H157L156 207H155ZM154 209V210H155ZM171 208H169L168 206H166L165 207V209H162L161 211L159 210V208L157 209V211H153V210H151V211H148L147 212V214H145V217H146V215H147V218L145 219V218H143L142 216H141V218H142V221H143V219H144V222H141L140 224H142L143 226H147V225H150L149 226V230H147L148 231V233H147V235H146V237H143L142 236V238H141V240L144 242V243H142V246H143V249H146V250H152L153 248H155V247H158L159 246V244H161V241H158V239H161V237H163V236H161V235H163L165 232H164V226H166V224H167V226H170V225H168V223L170 224V223H172L173 222V224H174V226L176 225V226H179V225H177L176 223H178V222H176V217H175V215L174 214H172V212H171V210H170ZM182 209V208H181ZM185 209V208H184ZM17 210V209H16ZM31 210V209H30ZM48 210V209H47ZM50 210V209H49ZM122 210V209H121ZM136 210V212L139 210V212L141 211V209H135ZM6 211V210H5ZM69 211V210H68ZM113 211H115V210H113ZM191 211V210H190ZM41 212V211H40ZM55 212V211H54ZM57 213H53V214H51V215H54L53 217H55V220H52L51 221V223H49V227L51 228V229H53V228H56V222H57V220H58V218L60 219V218H62V216L64 215H66V213L64 212V210H62V211H56ZM76 212V211H75ZM96 212V211H95ZM181 212V211H180ZM184 212V211H183ZM11 213V212H10ZM52 213V212H51ZM69 213V212H68ZM102 213V212H101ZM114 213V212H113ZM120 213V212H119ZM140 213H143V211L142 212H140ZM139 213V214H140ZM145 213H146V211H145ZM0 214H2V213H0ZM7 214V213H6ZM89 214V213H88ZM87 214V215H88ZM134 214V213H133ZM183 214V213H182ZM228 214V213H227ZM237 214V213H236ZM8 215V214H7ZM11 215V214H10ZM42 215V214H41ZM101 215V214H100ZM115 215V214H114ZM117 215V214H116ZM48 216V215H47ZM63 216V217H64ZM68 216V215H67ZM77 216V215H76ZM92 216H94V215H92ZM127 216H128V214H127ZM244 216V215H243ZM252 216V215H251ZM57 217V218H56ZM71 217V216H70ZM101 217V216H100ZM99 217V218H100ZM48 218H49V216H48ZM47 218V219H48ZM65 218V217H64ZM77 218H79V216H77ZM116 218V217H115ZM205 218V217H204ZM233 218V217H232ZM250 218V217H249ZM63 219V218H62ZM62 219H60V221L59 222H63V220ZM86 219V218H85ZM98 219V218H97ZM136 219H137V216H136ZM62 220V221H61ZM64 220H66V218L64 219ZM75 220V219H74ZM74 220H73V222H74ZM77 220V219H76ZM125 220V219H124ZM208 220V219H207ZM233 220V219H232ZM254 220V219H253ZM252 220V221H253ZM49 221V220H48ZM98 221V220H97ZM241 221H242V219H241ZM255 221V220H254ZM65 222V221H64ZM89 222V221H88ZM138 222V221H137ZM25 223V222H24ZM31 223V222H30ZM58 223V222H57ZM66 223V222H65ZM86 223V222H85ZM95 223V222H94ZM204 223V222H203ZM240 223V222H239ZM62 224V223H61ZM60 224V225H61ZM70 224H72V223H70ZM75 224V223H74ZM138 224V223H137ZM140 224H139V226H140ZM172 224V225H173ZM179 224V223H178ZM193 224V223H192ZM195 224V223H194ZM255 224V223H254ZM27 225V224H26ZM48 225V224H47ZM65 225V224H64ZM63 224H62V226H64ZM85 225V224H84ZM105 225V224H104ZM199 225V224H198ZM2 226V225H1ZM58 226V225H57ZM95 226V225H94ZM103 226V225H102ZM135 226V225H134ZM194 226V225H193ZM244 226V225H243ZM262 226H264V225H262ZM3 227V226H2ZM25 227V226H24ZM60 227V226H59ZM185 227V226H184ZM48 228V227H47ZM140 228H142V226L140 227ZM170 228V227H169ZM174 228H178V227H174ZM218 228V227H217ZM248 228V227H247ZM262 228H264V227H262ZM261 228V229H262ZM18 229V228H17ZM51 229H50V231H49V233H51ZM87 229V228H86ZM93 229V228H92ZM134 229H136V228H134ZM172 229H173V226H172ZM171 229V230H172ZM202 229H204V228H202ZM104 230V229H103ZM142 230V229H141ZM144 230V229H143ZM181 230V229H180ZM205 230V229H204ZM202 231L201 232V235H199L198 234V236H193L192 237V242H191V246H192V248H193V250H192V253L194 252V254H195V256L197 255L199 258L200 257H210L211 258V262H210V260H208L210 263L209 264H240V263H238L237 261L235 262L234 261V258L232 259V257H229V255H228V253H229V251H230V249L227 247V246H224L223 248L221 247V248H219L218 247V245H217V247H215L214 245H213V243H209V241H207V239L208 238H211V237H209V232H207V231ZM218 230V229H217ZM250 230V229H249ZM73 231V230H72ZM102 231V230H101ZM139 231V230H138ZM173 231V230H172ZM97 232V231H96ZM99 232V231H98ZM132 232V231H131ZM134 232V231H133ZM142 232V231H141ZM140 232V233H141ZM219 232V231H218ZM56 233V229H53L52 230V234H55ZM81 233V232H80ZM94 234V233H93ZM100 234V233H99ZM121 234V233H120ZM27 235V234H26ZM49 235H51V234H49ZM81 235V234H80ZM134 235V234H133ZM247 235V234H246ZM52 236V235H51ZM56 236V235H55ZM98 236V235H97ZM221 236V235H220ZM242 236V235H241ZM27 237V236H26ZM50 237V236H49ZM59 237V236H58ZM87 237H89L90 238V236L88 235ZM109 237V236H108ZM214 237V236H213ZM218 237V236H217ZM246 237V236H245ZM28 238V237H27ZM82 238V237H81ZM86 237H84V239L83 240H86L85 239ZM92 238V237H91ZM180 238V237H179ZM219 238V237H218ZM221 238H223V237H221ZM253 238H254V234H253ZM16 239V238H15ZM56 238L54 237V239H53V237H52V240L53 241H56L55 240ZM60 239V238H59ZM97 239V238H96ZM112 239H114V238H112ZM147 239V240H146ZM184 239V238H183ZM225 239H226V237H225ZM259 239V238H258ZM91 240V239H90ZM135 240H139V239H136L135 238ZM212 240V239H211ZM223 240H224V238H223ZM261 240V239H260ZM28 241V240H27ZM67 241V240H66ZM89 241V240H88ZM146 241H150L149 243L150 244H145V242ZM224 241H226V240H224ZM24 242V241H23ZM73 242V241H72ZM91 242V241H90ZM136 242V241H135ZM139 242V241H138ZM137 242V243H138ZM221 242H223V241H221ZM257 242V241H256ZM262 242H264V241H262ZM39 243V242H38ZM37 243V244H38ZM68 243V242H67ZM66 243V244H67ZM78 243H80V242H78ZM89 243V242H88ZM87 243V244H88ZM148 243V242H147ZM226 243V242H225ZM261 243V242H260ZM23 244V243H22ZM35 244V243H34ZM75 244V243H74ZM84 244V243H83ZM85 244H86V242H85ZM86 244V245H87ZM78 244H76V248L74 249V251H73V253H79L78 255L80 256V252H82V250L85 248V247H82V246H77ZM96 245V244H95ZM102 245V244H101ZM117 245V244H116ZM162 245V244H161ZM160 245V247H162ZM165 245V244H164ZM10 246V245H9ZM17 246H19V245H17ZM22 246V245H21ZM58 245L56 244V247H57ZM75 246V245H74ZM84 246V245H83ZM112 246V245H111ZM115 246V245H114ZM173 246V245H172ZM171 246V247H172ZM56 247L53 245V249H56ZM61 247H62V244H61ZM173 247H175V246H173ZM235 247H236V249L237 250H239V251H241L242 253L244 252L245 253V251H247V249H249L250 250V252L251 253H253L252 251H254V246L253 247H249V246H243L241 243H240V241H239V243H238V245H235ZM30 248V247H29ZM58 248V247H57ZM88 248V247H87ZM86 248V249H87ZM102 249V248H101ZM128 249V248H127ZM134 249V248H133ZM156 249V248H155ZM154 249V250H155ZM189 249H190V247H189ZM85 250V249H84ZM160 250H162V249H160ZM176 251L175 252H178V253H181L182 255L184 254L185 255V257L179 262V258H177V256H175L176 257V260H174V263L175 264H183L185 261V263H188V262H190V263H192L191 261H192V259H191V256H190V251L189 250H187V249H175ZM233 250V249H232ZM248 250V251H249ZM32 251V250H31ZM64 251V250H63ZM98 251V250H97ZM100 251V250H99ZM132 251V250H131ZM186 251V252H185ZM256 251V250H255ZM35 252H36V250H35ZM85 252H86V250H85ZM105 252V251H104ZM141 252V251H140ZM145 252V251H144ZM143 252V253H144ZM234 252V251H233ZM261 252V251H260ZM125 253V252H124ZM259 253V252H258ZM35 254V253H34ZM39 254V253H38ZM38 254H35L34 256H36V260H35V264H43V262H44V260L45 259H47V258H40V255H38ZM70 254V253H69ZM71 254H72V251H71ZM70 254V255H71ZM115 254V253H114ZM233 254V253H232ZM0 255H2V254H0ZM33 255V254H32ZM193 255V254H192ZM231 255V254H230ZM245 255L247 256V253H245ZM4 256V255H3ZM42 256V255H41ZM75 256V255H74ZM106 256V255H105ZM133 256V255H132ZM1 257V256H0ZM44 257H46V256H44ZM72 257H73V255H72ZM78 257V256H77ZM245 257V256H244ZM5 258V257H4ZM51 258V257H50ZM71 258V257H70ZM104 258V257H103ZM198 258V259H199ZM33 259H35L34 257H33ZM55 259V258H54ZM81 259V258H80ZM194 259H196V258H194ZM194 259H193V262H194ZM203 259V258H202ZM237 259V258H236ZM246 257H245V260L244 261H246ZM249 259V258H248ZM247 259V261L249 262L250 261V259L248 260ZM254 260H255V258H253ZM82 260V259H81ZM121 260V259H120ZM146 260H148V258L146 259ZM149 260H151V259H149ZM185 260V261H184ZM200 260V259H199ZM0 261H2V259L0 258ZM47 261V260H46ZM45 261V262H46ZM49 261V260H48ZM124 261V260H123ZM130 261V260H129ZM155 261V260H154ZM184 261V262H183ZM198 261V260H197ZM207 261V260H206ZM205 261V262H206ZM79 262H80V260H79ZM110 262V261H109ZM205 262H204V264H205ZM251 263L253 262L252 260L250 261ZM13 263V262H12ZM141 263V262H140ZM153 262H151V264H152ZM155 263V262H154ZM260 263V262H259ZM46 264H47V262H46ZM127 264V263H126ZM149 264H150V261H149ZM158 264V263H157ZM243 264V263H242Z\"/></svg>",
	"mask_w": 264,
	"mask_h": 264
}]
</instances>
